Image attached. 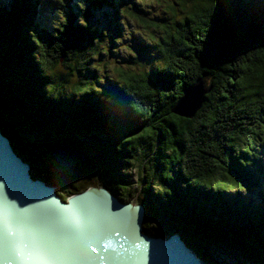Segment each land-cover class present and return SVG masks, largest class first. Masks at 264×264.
Segmentation results:
<instances>
[{
  "label": "trees",
  "instance_id": "1",
  "mask_svg": "<svg viewBox=\"0 0 264 264\" xmlns=\"http://www.w3.org/2000/svg\"><path fill=\"white\" fill-rule=\"evenodd\" d=\"M0 131L57 188L125 202L137 164L144 233L264 264V0H0Z\"/></svg>",
  "mask_w": 264,
  "mask_h": 264
},
{
  "label": "water",
  "instance_id": "2",
  "mask_svg": "<svg viewBox=\"0 0 264 264\" xmlns=\"http://www.w3.org/2000/svg\"><path fill=\"white\" fill-rule=\"evenodd\" d=\"M211 86L198 79L171 112L192 118ZM30 168L0 131V264H203L179 234L144 233L141 204L94 186L63 201Z\"/></svg>",
  "mask_w": 264,
  "mask_h": 264
},
{
  "label": "rangeland",
  "instance_id": "3",
  "mask_svg": "<svg viewBox=\"0 0 264 264\" xmlns=\"http://www.w3.org/2000/svg\"><path fill=\"white\" fill-rule=\"evenodd\" d=\"M127 54V53H125ZM113 58V56H111ZM82 169H85V164H81ZM36 171L35 168H30V173H34ZM87 172H83L82 170H77V176H80V180L73 182L74 176L71 174L68 176V180H66L65 183H62V188L55 187V192L62 195H67L69 191L72 189V187H68L69 183H74L76 187L84 188V187H107L108 185V179L103 180L96 177L94 174H89L88 176H85ZM85 176V177H83ZM120 177L124 182H120V185L122 187H126L127 189V198L125 199V202L132 203V204H138L140 200H142V196L139 192L140 185L138 184L139 181V173L137 169V164L133 168H131L129 171H120ZM118 181L117 175L112 174V179ZM50 185V184H47ZM73 192V191H70ZM264 195V189L262 191ZM218 205V206H217ZM215 205L216 209H221L219 207V204ZM211 251V258L213 260V264H242L240 261L236 260V258H232L226 254H214Z\"/></svg>",
  "mask_w": 264,
  "mask_h": 264
},
{
  "label": "bare ground",
  "instance_id": "4",
  "mask_svg": "<svg viewBox=\"0 0 264 264\" xmlns=\"http://www.w3.org/2000/svg\"><path fill=\"white\" fill-rule=\"evenodd\" d=\"M116 239H117V237H116Z\"/></svg>",
  "mask_w": 264,
  "mask_h": 264
}]
</instances>
